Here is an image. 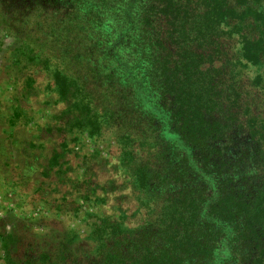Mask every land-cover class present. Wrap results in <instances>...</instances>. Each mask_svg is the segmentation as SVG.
Segmentation results:
<instances>
[{
  "label": "trees",
  "instance_id": "obj_1",
  "mask_svg": "<svg viewBox=\"0 0 264 264\" xmlns=\"http://www.w3.org/2000/svg\"><path fill=\"white\" fill-rule=\"evenodd\" d=\"M0 23L148 209L97 218L91 250L3 232L5 264H264V0H0Z\"/></svg>",
  "mask_w": 264,
  "mask_h": 264
},
{
  "label": "rangeland",
  "instance_id": "obj_2",
  "mask_svg": "<svg viewBox=\"0 0 264 264\" xmlns=\"http://www.w3.org/2000/svg\"><path fill=\"white\" fill-rule=\"evenodd\" d=\"M20 46L0 23V234L15 232L41 250L48 240L74 233L78 248L91 250L97 218L119 219L123 210L129 226L144 223L148 209L129 188L118 144H95L83 128L61 131L65 121L57 115L64 105L50 79L20 63ZM244 72L253 76L255 68ZM134 149L142 156L152 150L138 143ZM4 257L0 243V264Z\"/></svg>",
  "mask_w": 264,
  "mask_h": 264
}]
</instances>
